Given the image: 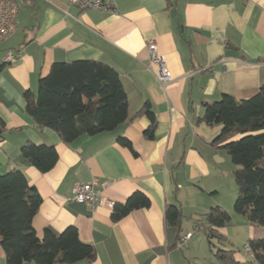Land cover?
Segmentation results:
<instances>
[{
    "label": "crops",
    "instance_id": "obj_1",
    "mask_svg": "<svg viewBox=\"0 0 264 264\" xmlns=\"http://www.w3.org/2000/svg\"><path fill=\"white\" fill-rule=\"evenodd\" d=\"M114 1L116 13L82 9L71 0H16L15 30L0 43V174L19 168L36 188L37 237L45 228L58 233L74 226L80 240L93 245L94 260L68 264H216L209 252L195 247L203 237L194 238L191 213H205L213 204L231 211V195L223 200L213 194L230 182L234 166L212 143L221 126L198 117L205 102L223 94L247 98L264 83V0ZM148 39H154L169 70L165 85L156 67L149 68ZM7 51L17 55L13 62L4 61ZM82 59L117 71L128 118L111 131L65 143L32 120L24 93L36 96L38 80L53 62ZM146 103L155 116L148 134L150 120L138 114ZM119 136L131 149L118 143ZM28 142L55 147L58 158L50 170L41 173L21 158L20 148ZM92 180L110 203L92 207L72 200L75 184ZM135 191L147 195L150 205L113 220V204ZM169 204L181 209L175 226L164 219ZM234 222L220 228L228 238L231 227L245 225L244 218ZM245 226L249 239L261 236L248 221ZM188 232L191 237L182 240ZM233 258L235 264H255L243 248L234 249Z\"/></svg>",
    "mask_w": 264,
    "mask_h": 264
},
{
    "label": "trees",
    "instance_id": "obj_2",
    "mask_svg": "<svg viewBox=\"0 0 264 264\" xmlns=\"http://www.w3.org/2000/svg\"><path fill=\"white\" fill-rule=\"evenodd\" d=\"M37 87L35 97L30 91L24 93L26 110L38 126L56 131L65 143L82 135L111 131L128 118L127 96L118 73L102 61L53 62L39 78ZM140 108L138 114L144 113L150 120L145 130L148 134L155 126V116L147 103ZM198 121L221 126L212 143L227 152L234 166L238 189L233 212L245 216L252 226L264 228V83L247 98L223 94L217 100L205 102ZM3 125L0 119V135ZM117 140L131 149L127 138L119 136ZM54 148L28 142L21 146L20 155L44 173L56 163L58 153ZM24 174L19 168L0 174V246L5 254L4 263L68 264L94 260L93 245L81 241L74 226L58 233L45 228L41 238L37 237L32 219L41 199ZM149 205L148 196L135 191L125 202L113 204L111 218L118 220ZM165 207L166 223L177 225L182 216L180 207ZM200 215L201 226L195 223L193 229L202 228L209 244L212 238L217 242L225 240L220 228L230 224L231 213L224 206L214 205ZM245 244L252 262L264 264V236L250 237ZM233 253L234 249L218 247L213 252L216 264H235Z\"/></svg>",
    "mask_w": 264,
    "mask_h": 264
},
{
    "label": "built area",
    "instance_id": "obj_3",
    "mask_svg": "<svg viewBox=\"0 0 264 264\" xmlns=\"http://www.w3.org/2000/svg\"><path fill=\"white\" fill-rule=\"evenodd\" d=\"M71 3L82 8L102 9L111 13H116V5L114 0H71ZM18 6L16 0H0V43L10 36L16 27V16ZM154 39L146 41V47L149 52V65L155 66V72L163 85L171 80L169 70L167 69L164 57L158 52ZM17 55L11 51H7L4 55L5 62H13ZM95 180L75 184L73 188V196L75 202L86 203L94 207L102 203H110L99 190L94 188ZM192 233L188 232L182 236V240H188ZM243 250L250 254L249 247L244 244Z\"/></svg>",
    "mask_w": 264,
    "mask_h": 264
},
{
    "label": "rangeland",
    "instance_id": "obj_4",
    "mask_svg": "<svg viewBox=\"0 0 264 264\" xmlns=\"http://www.w3.org/2000/svg\"><path fill=\"white\" fill-rule=\"evenodd\" d=\"M221 188L222 189L218 191V194H217L218 196L216 194H213V196L218 197L220 199L223 196H225V198H222V199L226 200V199H228L229 195H231V198H230V202L232 199L231 206H230L231 211H229L228 209L225 208L232 215V219H231L229 225L233 226L235 224L234 221H235L236 217L238 220H240V218H244L245 225H246V222H247V219H245L246 217L243 215H238V214L233 212V202H234L235 197L237 195L236 190L238 189L237 184L235 182V179L233 177V171H232L231 176H230V182H228V181L224 182V184L221 186ZM214 205H216V204H213L212 206H214ZM208 209H209V207H208ZM191 214H192V217L194 218V222L196 223V225H197V223H199V225H200L201 224L200 213H199V215L195 212H193ZM239 222H241V221H239ZM245 225L243 223H237V227H235V226L231 227L233 232H234L232 237H229V238L226 237L225 240H223L221 242H217L218 241L217 239L212 238L211 244L208 243V240L206 238V234L204 233V230H202V228H199L197 230L191 228L190 230L193 232V235H195V237H194L195 239L199 236L203 237L202 241H200V242L197 241L195 244V247L198 249L197 251H199V252L204 251L206 253L209 252V254H211L212 260L214 261L215 259L213 256V252L218 247H223L226 249H237V250L243 248V245L247 242V240L249 238V236H247V234H246L247 227ZM253 228L255 229V232L257 235H261L260 237L264 236V228H261L259 226H254ZM259 231H261V233ZM184 244L185 243H181V246H182V249L185 250V248L188 247V243L186 245H184Z\"/></svg>",
    "mask_w": 264,
    "mask_h": 264
}]
</instances>
